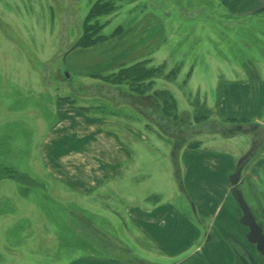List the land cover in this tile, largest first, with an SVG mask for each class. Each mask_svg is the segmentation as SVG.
I'll list each match as a JSON object with an SVG mask.
<instances>
[{"label":"rangeland","instance_id":"rangeland-1","mask_svg":"<svg viewBox=\"0 0 264 264\" xmlns=\"http://www.w3.org/2000/svg\"><path fill=\"white\" fill-rule=\"evenodd\" d=\"M97 2L106 4L86 18ZM256 2L261 3L245 0L240 9ZM83 30H94L102 42L72 49ZM136 62L157 68L156 73L142 80H112L118 67ZM250 77L264 79V10L232 11L223 0H0V220H18L9 244H25L32 236L20 234L18 224L28 222L20 218L23 211L43 212L45 222L55 226L76 209L78 202L53 197L68 191L45 172L39 150L56 119L53 103L58 97L94 107L103 101L105 109L131 121L134 108L150 119L156 131L136 160L152 171V180L138 182L142 193L158 185L183 205L174 196L170 142L187 139L188 145L229 151L238 164L234 193L250 225L249 251L237 250L246 264H260L262 248L250 242L264 240V172L251 164L264 159V105L259 117L244 124L188 122L203 101L201 94L214 96V80ZM165 98L170 118L162 115ZM121 101L123 107H117ZM170 169L166 178L160 177ZM6 235L0 233V263Z\"/></svg>","mask_w":264,"mask_h":264},{"label":"crops","instance_id":"crops-1","mask_svg":"<svg viewBox=\"0 0 264 264\" xmlns=\"http://www.w3.org/2000/svg\"><path fill=\"white\" fill-rule=\"evenodd\" d=\"M243 1L223 0L232 11L264 10V0L245 10L240 9ZM213 88V97L201 94L203 101L188 122L204 118L244 124L259 117L264 79L214 80ZM105 96L100 98L107 102ZM101 103L94 107L92 102L70 104L58 97L54 101L56 119L39 150L45 172L68 191L53 197L78 203L55 226L45 222L43 212L23 211L20 218L28 222L18 224L20 234L32 236L22 245L7 241L18 220H0V233L7 234L0 264H246L237 248L249 251L250 225L243 220L234 193L235 157L215 146H189L187 139L170 142L177 185L174 196L183 205L158 185L142 193L138 182L152 180V171L136 160L146 141L153 139L155 127L139 110L132 108V121L125 120ZM251 165L264 172L263 158L257 157ZM169 173L171 169L159 175L166 178Z\"/></svg>","mask_w":264,"mask_h":264},{"label":"trees","instance_id":"trees-1","mask_svg":"<svg viewBox=\"0 0 264 264\" xmlns=\"http://www.w3.org/2000/svg\"><path fill=\"white\" fill-rule=\"evenodd\" d=\"M106 3H102V4H98L95 3L89 10V13L88 15L86 16V18H88L90 15H93L95 13H97L98 11H96V9H98V7H103ZM95 25V24H94ZM93 27V26H92ZM94 30H83L82 34L80 35L79 37V40L71 47L72 49L75 48V47H87V46H90L94 43H96L97 41H101L103 38H101V36L99 35H94ZM92 37H91V36ZM91 37V38H90ZM156 69L157 68H142L141 66V62H136V63H132V64H129V65H123V66H120L118 67L117 71L113 74L112 76V80L114 78H116L117 80H122L124 78L126 79H130V80H142L147 74H150L152 72L156 73ZM106 78H109V75L105 76ZM120 78V79H119ZM171 100V104L172 105V108L174 107V99H172V97L169 95L168 96ZM165 103L163 102V112H162V115H166L167 117H169V113H168V110H169V102H168V99L165 98ZM172 118H176L175 114L174 115H171ZM204 119V118H203ZM196 144H193V146H195ZM189 146H192V144H190Z\"/></svg>","mask_w":264,"mask_h":264},{"label":"flooded vegetation","instance_id":"flooded-vegetation-1","mask_svg":"<svg viewBox=\"0 0 264 264\" xmlns=\"http://www.w3.org/2000/svg\"><path fill=\"white\" fill-rule=\"evenodd\" d=\"M250 243L255 247V249L257 248V246H256L257 244H259L261 246L262 249L259 250L261 252V257H262L260 264H264V240L256 237Z\"/></svg>","mask_w":264,"mask_h":264}]
</instances>
